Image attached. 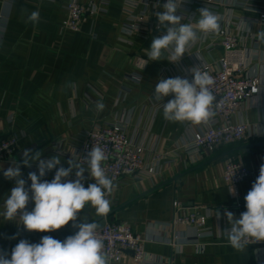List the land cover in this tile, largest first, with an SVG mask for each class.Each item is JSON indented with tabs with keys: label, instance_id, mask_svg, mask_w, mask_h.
Returning <instances> with one entry per match:
<instances>
[{
	"label": "crops",
	"instance_id": "0c3cea01",
	"mask_svg": "<svg viewBox=\"0 0 264 264\" xmlns=\"http://www.w3.org/2000/svg\"><path fill=\"white\" fill-rule=\"evenodd\" d=\"M217 1L222 3L219 17L226 21L234 0ZM246 1L253 8L264 9V0ZM67 2L11 0L9 7L0 2V15L7 17L0 40V138L12 133L20 136L15 153L0 162V211L14 186V181L6 179L2 170L13 160L20 161L26 148L42 150L43 158L58 153L62 165L67 167V160L85 132L98 124L119 122L126 124L128 137L145 148V163L151 164L154 155L162 153L167 154L164 161L169 164L159 166L152 178L131 175L113 183L107 197L111 203L106 222L127 225L143 238V249L148 255L171 259V264L264 262V242L259 248L247 245L246 251L237 252L223 236L177 249L166 241L173 233L192 234L173 227V202L180 204L182 214L197 212L205 217L206 226L214 233L228 227L226 218L216 219L218 209L222 214L227 209L237 218L246 210L244 197L258 174L247 177L239 185V208L234 206L221 174L224 163L230 159L240 161L251 170L259 168L264 161V43L257 39V33L264 31V16L261 25L245 26L242 33L249 31L258 41L259 61L251 64L247 72L261 82L260 95L244 102L231 119L233 123H246L247 135L239 143L221 146L191 162L179 148L190 141L191 131L183 122L173 123L163 118V105L154 100L155 84L160 78L191 74L193 67L218 59L221 48L216 46L207 51L203 45L191 49L177 63L169 61L171 53L166 51L163 59L151 61L147 50L152 38L160 32L150 27L158 24L155 14L163 10L166 0H151L154 6L146 9L139 32L131 36L121 30L125 17L120 0L98 6L96 14L81 24L80 32L60 31ZM141 10L137 8L135 13ZM32 11H39L38 23L26 22ZM190 12L194 14L191 21L188 16L178 14L182 16V23H191L195 29L199 11L193 7ZM234 13L240 15V11ZM244 43L246 47L251 46L250 40ZM129 76L139 78V82L131 81ZM171 98L166 97L164 102ZM100 100L105 105L102 111L95 107ZM21 171L27 180V174L37 171V166H21ZM33 207L30 201L28 210ZM81 216L89 222L104 217L98 216L90 206L81 211ZM18 222V218L7 221L0 217V249L7 251L9 258L20 239L39 243L42 236L50 235L63 241L76 231L72 222L47 233L26 231ZM130 263L127 255L119 264Z\"/></svg>",
	"mask_w": 264,
	"mask_h": 264
},
{
	"label": "clouds",
	"instance_id": "9594fccd",
	"mask_svg": "<svg viewBox=\"0 0 264 264\" xmlns=\"http://www.w3.org/2000/svg\"><path fill=\"white\" fill-rule=\"evenodd\" d=\"M162 11L155 16L158 20L160 34L152 38L147 56L151 61L163 59L166 51H170V62H180L186 53L187 46L198 39L200 33L220 31L218 14L204 7L199 10L197 28L191 23H182L178 14L177 0H166ZM39 11L27 15L26 22L38 23ZM257 39L264 43V31L257 33ZM192 79L176 76L160 78L155 84L154 100L163 105V118L169 122H190L191 124L207 123L215 112L211 110L216 97L210 88L214 80L206 71L198 66L191 70ZM171 96L166 102L165 98ZM98 111L105 107L102 100L95 105ZM106 159L99 146L86 150V155L79 159L67 160V167L61 162L57 153L50 158H43L42 150L26 148L21 153V160H13L11 165L3 169V176L14 181L6 199L0 217L7 221L19 220L29 232H52L72 222L76 229L74 234L63 241L50 235L41 237L39 243H31L20 239L9 253L0 249V264H108L103 252L104 243L97 236L100 227L98 222H89L81 216V211L90 206L98 216H105L110 211V200L107 197L114 184L102 167ZM36 164L37 171H30L27 180L23 178L21 166L31 168ZM54 172L49 181L44 179L47 173ZM74 173V179L71 177ZM94 182L85 186L86 176ZM30 181V185L28 184ZM245 211L237 218L225 209L223 214L218 209L215 217L226 218L228 227L224 229L229 245L237 252L246 251L248 241L264 242V165L251 189L244 197ZM34 207L28 210L29 202Z\"/></svg>",
	"mask_w": 264,
	"mask_h": 264
},
{
	"label": "built area",
	"instance_id": "2783aa9c",
	"mask_svg": "<svg viewBox=\"0 0 264 264\" xmlns=\"http://www.w3.org/2000/svg\"><path fill=\"white\" fill-rule=\"evenodd\" d=\"M110 0H68L65 5L66 17L61 23L60 31L72 33L80 32L81 24L92 17L97 12L98 6H106ZM122 14L125 22L121 28L127 36L139 32L140 26L145 18L146 9L153 7L151 0H120ZM3 6H10L11 0H0ZM179 12L188 16L191 21L194 14L191 8H208L218 14L222 3L217 0H177ZM142 8L135 13V9ZM240 11V15L235 16L234 11ZM230 8L226 21L219 17L220 31L215 33H200L198 39L191 42L186 52L191 49L206 45V50L211 51L216 46L222 50L221 56L216 60H211L200 64L201 71H206L212 76L214 85L210 88L216 97L211 108L215 112L207 123L191 124L183 122L191 131L189 142L182 144L179 148L185 154L186 159L195 161L202 157L212 154L221 146L236 144L243 141L247 135L248 126L244 122L233 123L232 117L239 110L244 102H250L260 95V79L247 72L248 67L259 61L258 41L254 36L246 31L245 26L261 25V18L264 16V9L253 8L248 5L246 0H234ZM232 11V12H231ZM219 16V14H218ZM7 17L0 15V40L6 28ZM158 24L150 27L152 31L160 32ZM233 26L234 30L230 29ZM244 40H250L251 46L246 47ZM182 77L192 79L191 74H184ZM134 82H139V78L129 76ZM19 135L9 134L0 138V162L12 156L18 145ZM93 146H99L105 153L106 159L102 162L105 174L112 179L113 183L119 181L124 176L136 175L138 177L152 178L158 173V167L168 165L165 162L167 154L157 153L154 155L151 164L144 162L145 148L135 144L127 135L126 124H98L91 130L84 133L82 140L77 148L74 149L71 157L73 159L83 158L86 150ZM261 165H264V161ZM251 170L245 167L238 160H227L224 163L221 179L224 185L230 190L234 206L239 208L240 191L239 185L249 176L258 174L260 167ZM54 171V170H53ZM52 171V172H53ZM51 172L47 173L44 179L51 180ZM85 186L94 182L85 173ZM74 179V175L71 177ZM109 194L107 195V197ZM106 197V198H107ZM173 227H181L190 231L188 234L173 233L167 244L176 249L188 243L202 244V241H214L215 236L226 237L224 230H216L214 233L206 226L205 217L197 212L182 214L180 204L173 202ZM97 236L104 243L103 252L106 254L108 264H119L124 256L129 255L130 264H171V259H163L148 255L143 249V238L134 233L130 227L121 223L105 224L97 230ZM263 242L248 241L247 245L259 248ZM261 264H264L262 262Z\"/></svg>",
	"mask_w": 264,
	"mask_h": 264
},
{
	"label": "water",
	"instance_id": "95a60500",
	"mask_svg": "<svg viewBox=\"0 0 264 264\" xmlns=\"http://www.w3.org/2000/svg\"><path fill=\"white\" fill-rule=\"evenodd\" d=\"M106 217H108V214L106 215V216H104V217H101V218H99L96 222H98L99 223V225H100V227L99 228H101L104 224H105V218ZM109 221H111L110 219H109ZM98 228V229H99Z\"/></svg>",
	"mask_w": 264,
	"mask_h": 264
}]
</instances>
